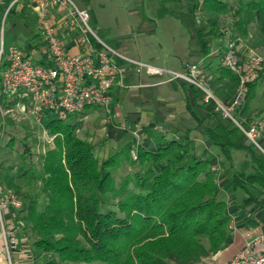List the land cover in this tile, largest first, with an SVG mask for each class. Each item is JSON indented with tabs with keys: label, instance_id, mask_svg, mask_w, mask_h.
Instances as JSON below:
<instances>
[{
	"label": "trees",
	"instance_id": "16d2710c",
	"mask_svg": "<svg viewBox=\"0 0 264 264\" xmlns=\"http://www.w3.org/2000/svg\"><path fill=\"white\" fill-rule=\"evenodd\" d=\"M231 2L195 0L191 13L196 16L201 3L204 24L213 33L219 31L223 19H229L227 45L244 43L254 27L251 45L264 49V0ZM169 13L159 11L162 17ZM196 37L200 55L208 61L203 67L212 76V91L223 103L232 102L239 79L222 65L226 45L221 42L214 55L202 29ZM218 37L225 38V34ZM6 67L2 56L1 74ZM262 79L264 74L249 84L239 118L251 120ZM17 103V97L2 94L0 77V191L13 193L22 203L16 212L30 243L32 264H201L232 244L231 217L216 175L208 161L193 158L190 146L182 140L163 137L156 151L135 141L101 159L102 144L80 138L77 123L70 118L49 120L44 129L52 145L39 157L43 208L36 196L23 201L28 171L14 175L11 160L20 142L13 135L6 144L2 141L4 125L13 128L15 121L1 112ZM205 110L209 124L201 122V130L224 160L232 164L235 151L247 156L241 168L234 170L232 190L246 194L242 206L253 204L252 213L264 210V154L211 105H205ZM27 140L25 136L23 154L30 157ZM160 163L166 164L154 169ZM125 165L134 169L117 182L116 172Z\"/></svg>",
	"mask_w": 264,
	"mask_h": 264
},
{
	"label": "built area",
	"instance_id": "2783aa9c",
	"mask_svg": "<svg viewBox=\"0 0 264 264\" xmlns=\"http://www.w3.org/2000/svg\"><path fill=\"white\" fill-rule=\"evenodd\" d=\"M22 0H12L8 5L0 24V63L3 53L4 25L9 13ZM36 15L35 19L47 45L50 66L35 63L19 48H10L7 54V67L2 73V94L8 98H21L30 105H19L22 113H26L38 124L49 120H66L79 118L88 109H98L106 114L111 113L112 91L121 83L125 72L122 64L137 70L146 71L150 75H160L166 82H182L197 89L203 102L211 105L215 113L237 128L261 153L264 154V120H247L239 118V110L245 99L249 84L256 78L263 65V58L253 49L245 47L237 41L226 46L222 65L239 79L237 93L232 102L225 104L220 101L211 89V74L200 65H190L184 71L160 69L142 62L129 59L113 48L105 45L90 26V15L87 10L77 6L74 0H29ZM2 0H0L1 4ZM65 9L70 17H65L56 24L49 17L52 9ZM65 27L78 33L80 43L85 48L83 56L70 54L60 36L59 28ZM92 40L98 44L94 46ZM244 49L241 57L237 51ZM245 47V48H244ZM18 119L17 111L6 112ZM163 131V129H158ZM0 123V141H1ZM52 140V139H51ZM131 156L136 160L135 151ZM22 203L13 193L0 191V241L6 264H14L13 247L15 230H9L5 214L10 209H21ZM24 229L19 223L16 231ZM247 237H250L247 234ZM231 264H264V231L251 237L250 241L233 258Z\"/></svg>",
	"mask_w": 264,
	"mask_h": 264
},
{
	"label": "crops",
	"instance_id": "0c3cea01",
	"mask_svg": "<svg viewBox=\"0 0 264 264\" xmlns=\"http://www.w3.org/2000/svg\"><path fill=\"white\" fill-rule=\"evenodd\" d=\"M11 1L12 0H2L0 4V17H4L5 11ZM74 2L79 8L88 11L90 20L91 17H94L90 13L93 0H74ZM30 5L31 3L29 0H22L8 15L9 21L20 19L24 22V26L27 30L30 29V27L34 29L27 38H22L21 41L16 42V44L10 45V48L17 47L38 65L49 67L50 59L47 45L42 39L35 19L36 15ZM49 17H53V21L59 24L65 17H70V15L65 9L55 8L49 12ZM29 18L30 23H28ZM159 18L163 19L164 17ZM59 36L70 54L78 56H83L85 54V48L80 43L79 35L76 31L61 26V28H59ZM4 39L5 33L3 36V59L7 62V55H5L4 52ZM112 43L113 44L109 47L113 48L117 53L129 59L160 69L184 71L190 65H201L203 61H207L201 57L199 50L193 51L189 47L191 44L190 39L184 42L183 48L174 50L177 52L173 51V53H170L172 55L170 62L161 61L159 57L154 56V54L147 57L145 54L138 51L131 53L120 41L113 40ZM122 66L125 72L121 77L122 82L116 85L112 91V107L108 118L106 119L103 116L105 115L103 111L95 108L88 109L82 115H86L83 118L88 121L98 118L104 119V121H101V124H103V122L105 123L103 126L106 125V127H102L103 140L109 139V142H113L115 146L124 147L136 141L149 150L156 151L162 146L163 137L167 139L169 136L170 139L186 142L191 148L193 158L208 161L211 171L216 175L222 199L228 205V212L231 217L233 242L215 256L204 260L203 264H229L246 243L250 241L251 237L257 236L264 231V210L252 213V209L254 208L253 204L242 206L246 194L244 193V196L236 197L237 191L232 190L231 179H228L227 171L230 169L234 173V170H236L234 164L225 161L220 150L205 140L206 138L200 126L202 121H200L194 113L196 109L205 112L203 113L205 115V121L202 122L205 125L207 121L206 110L204 109L205 106L202 105L201 94L196 93L192 87L182 82L169 83L166 82L164 76L150 75L146 71L137 70L126 64H122ZM199 95L201 97L200 99L196 97ZM22 104L26 105V107L30 105L27 101L18 98V103L11 108L17 111L18 121L14 120L10 114L6 115L10 116L15 122L28 120L32 128L40 129L41 126L44 129L47 122L45 121L42 124H38L26 113H22L20 108H18V106ZM160 128L163 129L162 132L158 130ZM159 132L162 133L159 135L162 140L157 138ZM128 135L131 136L130 140L127 138ZM49 143L51 146L52 140L48 137V145ZM11 160H13V157ZM165 164L166 163H160L155 165L154 169ZM223 166L226 168L225 171H223ZM20 167H14V175H19L21 172L27 171L24 164L20 165ZM26 177H24V179H26ZM5 221L9 230H15L14 240L16 244L13 247V254L16 264H30L31 254L28 247L29 240L23 229L16 231L17 225L22 223L17 212L12 209L7 211L5 214ZM247 234H249L250 237H247ZM0 264H6L3 257L1 241Z\"/></svg>",
	"mask_w": 264,
	"mask_h": 264
},
{
	"label": "rangeland",
	"instance_id": "374dc122",
	"mask_svg": "<svg viewBox=\"0 0 264 264\" xmlns=\"http://www.w3.org/2000/svg\"><path fill=\"white\" fill-rule=\"evenodd\" d=\"M224 1L228 4H233L231 0ZM194 4L195 0H93V6L92 9H90V13L94 17H91L90 26L97 37L107 46H111L113 40L120 41L122 45L126 46L131 51V53L138 51L145 54L147 57L154 54V56L159 57L161 61L169 62L172 59L170 53H173L174 50L183 48V44L187 39L191 40L189 47L193 51L199 50L196 31L202 29L210 43L212 53L215 55L221 42L227 46V32L229 31L230 21L229 19H223L219 31L213 33L204 24V14L200 10L201 3L198 4L197 15L194 16L191 13ZM161 9L164 11L167 10L171 13L165 15L163 19H160L159 17L162 16H160L159 11ZM2 18L3 17H0V24ZM197 20L199 22H197ZM28 23H30V18ZM32 30H34L33 27H30V29L27 30L24 26V22L20 19H13L12 21L7 19L4 25L5 55L9 53L10 45L16 44V42L21 41L22 38H27L29 34L32 33ZM254 31L255 29L252 27L250 38L243 44L245 47L253 49L263 58V65L257 72L258 76L264 74V49L255 48L251 45L250 40L255 37ZM220 33L225 34V38L218 37ZM237 51L241 57L244 55L243 47L239 48ZM206 64H208V61H203L200 66L203 67V65ZM0 77H2L1 73ZM256 93L257 97L251 106L252 115L250 119L252 121L264 119V79L261 80L259 87L256 89ZM196 97L198 99L201 98L200 95ZM202 104H204L203 106L207 105L203 102V98ZM1 113L4 117L7 114L4 110H2ZM194 113L200 121H205V115L203 114L205 112L196 109ZM104 114L105 115L103 116L106 119L110 115L105 112ZM84 116L70 118L69 120L72 123H77L78 135L80 138L102 144V146H100L101 152L99 156L101 159H106L110 154L118 152L123 148L121 146H115L113 142H109V139L103 140L104 136L102 135V127H106V125L103 126L105 123L103 122V124H101V121H104V119L102 120L101 118H98L88 121L83 118ZM29 123L28 120L14 122L13 128L4 125L5 132L2 141L6 144L10 135L15 136L17 140H19V151H15L13 154V164L14 167H20V165L24 164L28 171V178L26 177L23 182V190L26 193L25 196L22 197V200L28 201L36 196L41 201V208H43L42 196L39 193L40 177L38 172L41 167L39 157L44 153L46 148L50 146V143L48 145V136L41 126L40 129L32 128ZM214 123H216V120H214ZM208 124L209 121H206L205 125L207 126ZM160 133L161 132L157 134V138L162 140L161 136H159L162 133ZM25 136L28 137L27 143L30 147L28 150L32 154L30 157L23 154L22 147ZM127 138L130 140L131 136L128 135ZM167 139H170V137L168 136ZM233 159L234 168L236 170H239L242 164L247 160L244 152H233ZM130 167L125 165L124 168L116 172L117 182L124 178L128 172L133 171L134 168L131 169ZM225 170L226 168L223 166V171ZM140 172L142 175L144 174L141 170ZM227 176L228 179H232L233 171L229 169L227 171ZM242 195H245L244 192L238 190L236 197ZM28 247L30 249V243ZM29 263L32 264V259H30ZM14 264H16L15 259ZM229 264H231V262Z\"/></svg>",
	"mask_w": 264,
	"mask_h": 264
}]
</instances>
